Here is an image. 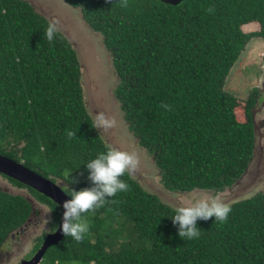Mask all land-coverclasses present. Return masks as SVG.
<instances>
[{
    "label": "trees",
    "instance_id": "16d2710c",
    "mask_svg": "<svg viewBox=\"0 0 264 264\" xmlns=\"http://www.w3.org/2000/svg\"><path fill=\"white\" fill-rule=\"evenodd\" d=\"M65 1L102 34L124 118L164 186L221 192L235 185L254 157L257 90L242 101L225 85L246 45L264 39V0ZM253 22L260 30L245 32ZM50 23L27 0H0V153L80 191L94 186L85 163L109 145L92 126L78 53L60 30L45 39ZM4 176L32 198L0 189V250L25 228L35 200L51 208L58 228L55 201ZM121 179L126 192L82 214L90 224L85 238L64 236L40 264H264V191L229 204L224 223L198 219L199 239L187 240L172 222L175 207L132 174Z\"/></svg>",
    "mask_w": 264,
    "mask_h": 264
},
{
    "label": "rangeland",
    "instance_id": "374dc122",
    "mask_svg": "<svg viewBox=\"0 0 264 264\" xmlns=\"http://www.w3.org/2000/svg\"><path fill=\"white\" fill-rule=\"evenodd\" d=\"M27 1L51 23H56L57 29L67 36L76 49L82 67V83L88 111L90 114L104 111L109 118L116 121L111 130L97 129L109 146L137 153L139 165L132 176L146 190L157 194L173 207L188 206L194 203L195 200H188L190 193L195 199L218 197L227 204H231L264 191V127L260 126L264 119V111L261 103L253 110L257 112L256 121L259 125L254 157L247 172L235 185L221 192L207 189H195L191 192L170 191L164 186L153 155L139 144L124 118L120 102L115 94L119 77L113 64V57L104 45L102 34L87 24L80 8L71 6L65 0ZM243 30L245 32L258 31L260 24L255 22L246 24ZM263 80L264 39L254 38L246 45L238 61L232 67L225 88L245 101L254 87L261 86ZM0 189L32 198L28 188L14 185L2 174H0ZM34 206L35 213L25 228L10 235L3 244L0 250V264H19L22 260L29 259L38 239L56 231L53 226L51 208L36 200Z\"/></svg>",
    "mask_w": 264,
    "mask_h": 264
},
{
    "label": "clouds",
    "instance_id": "9594fccd",
    "mask_svg": "<svg viewBox=\"0 0 264 264\" xmlns=\"http://www.w3.org/2000/svg\"><path fill=\"white\" fill-rule=\"evenodd\" d=\"M211 11L212 9H209V12ZM57 32L56 23H50L44 32V37L47 41L52 42L56 38ZM161 106L165 110L169 109L166 104ZM91 116L94 128L106 131L115 126L116 121L109 118L104 111H99L97 114L91 112ZM66 135L71 139L75 133L69 130ZM138 165L139 157L136 152L130 153L108 146L106 151L100 152L85 163L93 187L75 191L62 181L58 182L57 185L70 197L62 205L64 212L59 231L65 237H70L77 243L81 242L90 230V224L82 214L88 213L90 216L96 209L103 207L108 202L106 197H115L117 193L126 192L129 186L121 177L126 173L134 174ZM188 200H195V202L188 206H174L175 213L171 216L173 224L179 226L178 235L182 239H199L200 229L196 224L198 219L207 221L214 217L215 222L224 223L232 211L231 206L218 197L195 199L194 195L190 193ZM48 222L50 223V221Z\"/></svg>",
    "mask_w": 264,
    "mask_h": 264
},
{
    "label": "water",
    "instance_id": "95a60500",
    "mask_svg": "<svg viewBox=\"0 0 264 264\" xmlns=\"http://www.w3.org/2000/svg\"><path fill=\"white\" fill-rule=\"evenodd\" d=\"M165 3H169L172 5H177L184 0H160ZM0 173L16 179L17 181L30 186L37 191L43 193L47 197L51 198L55 201L61 208V218L59 221V226L62 223L63 219V203L70 199L67 194L62 191V188L58 186V182L53 181L51 178H47L42 174L30 169L22 162H18L15 159H12L8 156H5L0 153ZM59 226L56 231L49 233L45 240L43 241L42 246L38 249V251L33 255L30 259H24L19 264H40L43 259V256L46 250L58 243L64 235L59 231Z\"/></svg>",
    "mask_w": 264,
    "mask_h": 264
},
{
    "label": "flooded vegetation",
    "instance_id": "af4514ba",
    "mask_svg": "<svg viewBox=\"0 0 264 264\" xmlns=\"http://www.w3.org/2000/svg\"><path fill=\"white\" fill-rule=\"evenodd\" d=\"M254 89H256L257 90V93H256V97H257V103H256V106H258L260 103H261V105H262V110L264 111V80L261 82V86L260 87H254ZM253 89V90H254ZM255 106V107H256ZM259 113V112H258ZM256 114H257V112H255L254 111V121H255V130H256V135H257V130H258V128H259V125H258V123H257V121H256ZM260 126L261 127H264V119H263V121H262V123L260 124ZM263 147V146H262ZM264 148V147H263ZM255 149H256V146H255ZM255 152V151H254ZM34 213H35V211H34ZM33 213V214H34Z\"/></svg>",
    "mask_w": 264,
    "mask_h": 264
},
{
    "label": "crops",
    "instance_id": "0c3cea01",
    "mask_svg": "<svg viewBox=\"0 0 264 264\" xmlns=\"http://www.w3.org/2000/svg\"><path fill=\"white\" fill-rule=\"evenodd\" d=\"M256 23V22H255ZM249 24H251V23H249Z\"/></svg>",
    "mask_w": 264,
    "mask_h": 264
}]
</instances>
